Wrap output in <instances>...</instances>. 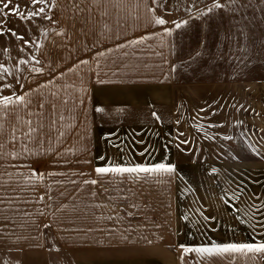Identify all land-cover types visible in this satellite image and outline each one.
Listing matches in <instances>:
<instances>
[{
    "label": "snow or ice",
    "instance_id": "1",
    "mask_svg": "<svg viewBox=\"0 0 264 264\" xmlns=\"http://www.w3.org/2000/svg\"><path fill=\"white\" fill-rule=\"evenodd\" d=\"M153 3H156V0H153ZM57 7L56 0H24V5L22 10V6L17 0H0V37L7 36L9 38V45H5L2 41H0V54H11L10 47L12 45H15L16 42H19L18 47L11 48L12 51H15L16 56H22L24 55L25 58L19 59V64H32L33 66L29 69L31 73L35 74H42L44 72V66L43 61L44 59H47L50 55L46 46L39 42L38 38L33 39L29 36V32L32 31L31 25L34 21L39 19V21L42 23L44 21H47L48 24L51 26L56 23V21L53 19V9ZM222 5L218 2V0H214L211 7H208L205 12H201L200 15H207L208 13H211L213 9H219ZM149 12H155V9L149 8ZM10 15L18 17L19 20L23 22H27L29 24V28L25 30L23 33H21L19 30H14L12 27L7 26L5 22V17H9ZM150 23H154L155 25L164 26L168 23L163 17L153 15L150 18ZM175 26V29H180L184 27L188 21L182 20L180 22L173 21L172 22ZM52 31L55 33V35H63V32H56L55 29H45V28H37V31L39 32L40 36H43L45 39L48 38L49 31ZM172 29L164 28L165 34H171ZM27 37V38H26ZM39 54V55H37ZM100 55H103V53H100ZM16 63V61H14ZM81 64H87L88 61L82 60L80 61ZM36 65H40L37 67ZM49 67L51 66V60H48ZM16 71H19L17 68ZM71 71V69H70ZM3 74H12V70L8 67H5L4 64L0 63V81L4 80ZM25 79H28V77H25ZM52 81H48V83H51ZM13 84H18L21 89L25 88V84L21 81L19 77H15L13 79L12 83H2L0 84V107L4 109H8L10 106L15 105H24L25 107L29 103L28 96L29 92H24L23 94H18L16 90L13 88ZM47 85L41 84L39 85L40 88H44ZM5 90H11L10 94L4 95ZM31 91H36V89H32ZM55 95V93H53ZM40 108H43L44 105L41 104L39 106ZM242 107V106H241ZM239 110V109H238ZM96 111H103L101 108H97ZM203 111V109L201 110ZM246 111V109H245ZM31 115V113H29ZM152 117L159 121L160 116L153 111ZM63 119V117H61ZM27 124L31 125V121H27ZM53 123H55L53 121ZM179 123V121H177ZM242 123V122H241ZM212 127H223V125H210ZM43 127V125H41ZM36 129L29 127V130L27 133H25L26 137H30L31 133L35 132ZM63 133H61L62 135ZM183 133H180L179 136H182ZM15 138V137H13ZM224 140H232L233 137L231 136H223ZM179 139V137H177ZM188 141L186 140H179V143H177V148L180 147L181 144H187ZM114 147L120 148V145L114 144ZM165 149L167 150V145L165 146ZM122 150V149H121ZM253 151L256 152L257 155H260L261 153L253 149ZM148 153V149H145L144 152H141V156H145ZM238 157H233V159H236ZM104 163L100 166H97L94 171L97 175V177H105L108 175L114 176V177H123V176H129V177H135L137 179L140 178V176L146 175V176H163V175H169L176 171L175 165L171 163H167L164 160H161L160 162L155 163H132L131 161L126 163H117L115 161L109 160L106 157H100ZM87 162V161H86ZM217 170L215 168L212 169V172H216ZM51 175V173H50ZM44 174L43 173H37L35 170L32 172V177L37 179H43ZM75 183V181H73ZM84 184H92L95 185L98 183V180L92 179V180H85L83 182ZM95 195V193H93ZM239 194L236 192H233L231 197H228V193L225 190L224 195L221 196V200L224 202L225 205L233 208L234 211L239 212L240 210L235 208L234 203H230V200H233V198H238ZM227 197V198H226ZM41 200L43 197L40 198ZM262 205H250L249 210L252 209L255 210L256 213H260L261 216H264V212L261 211ZM203 215V213H201ZM247 215V213H246ZM187 219V217H185ZM203 219L205 221H208L210 219H214L213 217L209 216H203ZM239 219V217H238ZM252 217H249V221H251ZM241 223H245L244 220H241ZM47 227V225L45 226ZM253 231H257V228L264 230V219H258L256 220V223H253L251 225ZM264 234V233H262ZM151 243V241H149ZM179 248L181 250L180 260L183 262L184 256L188 253H197L200 256H223L225 254H264V240H257L254 243H216L213 242L210 246H200V247H187L183 244L179 245Z\"/></svg>",
    "mask_w": 264,
    "mask_h": 264
}]
</instances>
